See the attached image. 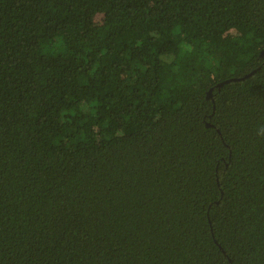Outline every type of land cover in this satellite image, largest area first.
Masks as SVG:
<instances>
[{
	"label": "trees",
	"instance_id": "trees-1",
	"mask_svg": "<svg viewBox=\"0 0 264 264\" xmlns=\"http://www.w3.org/2000/svg\"><path fill=\"white\" fill-rule=\"evenodd\" d=\"M263 52L264 0H0V264H264Z\"/></svg>",
	"mask_w": 264,
	"mask_h": 264
},
{
	"label": "water",
	"instance_id": "water-1",
	"mask_svg": "<svg viewBox=\"0 0 264 264\" xmlns=\"http://www.w3.org/2000/svg\"><path fill=\"white\" fill-rule=\"evenodd\" d=\"M263 54H264V52H263ZM255 72H256V71H254L253 73L247 75V76L244 77V78H249L250 76H252L253 74H255ZM238 80H241V79H237V78L235 79V78H234V79H232V80L225 81V82L219 84L218 87H219V88H222L225 84L231 83V82H233V81H238ZM212 96H213V90H211V91L209 92V98L212 97Z\"/></svg>",
	"mask_w": 264,
	"mask_h": 264
},
{
	"label": "rangeland",
	"instance_id": "rangeland-1",
	"mask_svg": "<svg viewBox=\"0 0 264 264\" xmlns=\"http://www.w3.org/2000/svg\"><path fill=\"white\" fill-rule=\"evenodd\" d=\"M117 60L111 57L106 58V67L112 69V67L117 68Z\"/></svg>",
	"mask_w": 264,
	"mask_h": 264
}]
</instances>
